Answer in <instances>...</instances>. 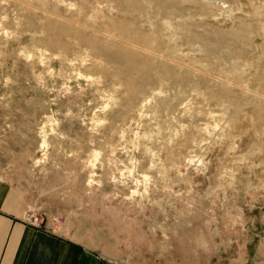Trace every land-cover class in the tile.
Segmentation results:
<instances>
[{
    "label": "rangeland",
    "instance_id": "1",
    "mask_svg": "<svg viewBox=\"0 0 264 264\" xmlns=\"http://www.w3.org/2000/svg\"><path fill=\"white\" fill-rule=\"evenodd\" d=\"M0 177L135 264L264 260V0H0Z\"/></svg>",
    "mask_w": 264,
    "mask_h": 264
},
{
    "label": "crops",
    "instance_id": "2",
    "mask_svg": "<svg viewBox=\"0 0 264 264\" xmlns=\"http://www.w3.org/2000/svg\"><path fill=\"white\" fill-rule=\"evenodd\" d=\"M10 191L9 182L0 177V264H114L115 261L135 264L123 259L120 253L91 247L63 230L27 223L10 203ZM201 262L208 261L202 257ZM243 264H264V260L250 257Z\"/></svg>",
    "mask_w": 264,
    "mask_h": 264
},
{
    "label": "built area",
    "instance_id": "3",
    "mask_svg": "<svg viewBox=\"0 0 264 264\" xmlns=\"http://www.w3.org/2000/svg\"><path fill=\"white\" fill-rule=\"evenodd\" d=\"M25 221L35 227H41L48 230H53L57 225L62 223V218L59 216L52 217L49 222H40L39 218L33 214H27ZM114 264H130L127 261H115Z\"/></svg>",
    "mask_w": 264,
    "mask_h": 264
}]
</instances>
